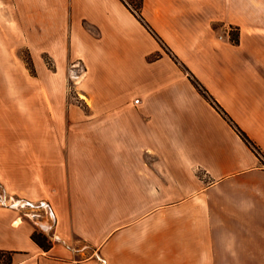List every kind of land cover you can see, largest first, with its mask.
<instances>
[{
  "label": "crops",
  "instance_id": "crops-1",
  "mask_svg": "<svg viewBox=\"0 0 264 264\" xmlns=\"http://www.w3.org/2000/svg\"><path fill=\"white\" fill-rule=\"evenodd\" d=\"M15 3L68 38L50 54L83 66L91 104L50 95L30 141L0 144V264H264V0H141L158 39L122 0Z\"/></svg>",
  "mask_w": 264,
  "mask_h": 264
},
{
  "label": "rangeland",
  "instance_id": "rangeland-1",
  "mask_svg": "<svg viewBox=\"0 0 264 264\" xmlns=\"http://www.w3.org/2000/svg\"><path fill=\"white\" fill-rule=\"evenodd\" d=\"M135 2L131 1L132 7ZM29 14L30 5L16 6L15 0H0V95L5 94L6 97V107L1 108V113L6 116V126L0 132V144H6L10 152L16 145L33 138L24 134L22 127L30 125V116H37L39 121L45 120L42 111L50 110V95L55 99H65L68 108L72 104L71 109H90L91 104L81 87L83 66L68 60L62 53L50 54L54 53L57 44H68V38H54L50 35V20H35ZM58 64L62 66L61 70L56 69ZM253 150L260 156L258 150ZM5 166L15 168L13 161ZM15 202L10 203L15 205ZM22 209L25 214H32V210L37 213V218L29 216L36 223L46 212L44 205ZM33 232L44 238L45 243L52 244L53 240L40 229Z\"/></svg>",
  "mask_w": 264,
  "mask_h": 264
},
{
  "label": "trees",
  "instance_id": "trees-1",
  "mask_svg": "<svg viewBox=\"0 0 264 264\" xmlns=\"http://www.w3.org/2000/svg\"><path fill=\"white\" fill-rule=\"evenodd\" d=\"M133 12L136 18L144 25V27L156 38L158 39L157 34L152 30V28L144 21L142 15L140 14V5L141 0H136L134 3V7H132V0H122ZM176 63L180 65V67L187 71V76L196 89L202 94V96L226 119V121L230 124V126L234 129V131L241 137V139L252 149L258 150L253 142L246 136V134L230 119V117L226 114V112L218 105V103L214 100V98L207 92L205 87L201 85V83L186 69V67L179 63L175 58ZM31 239L38 244V246L44 250H48L51 247V244L45 243L44 238L40 237L37 233L33 232L31 234ZM0 256L9 257L8 253L0 251ZM1 258V257H0ZM9 258H6L4 263H7Z\"/></svg>",
  "mask_w": 264,
  "mask_h": 264
},
{
  "label": "built area",
  "instance_id": "built-area-1",
  "mask_svg": "<svg viewBox=\"0 0 264 264\" xmlns=\"http://www.w3.org/2000/svg\"><path fill=\"white\" fill-rule=\"evenodd\" d=\"M138 100L136 99L135 100V102H137ZM24 205H28V206H33L34 204L33 203H29V202H23V203H21V205L20 206H24ZM28 206H26V207H28ZM32 212V214H27V215H32V217H38V214L37 213H35L33 210L31 211ZM6 264H12V263H6Z\"/></svg>",
  "mask_w": 264,
  "mask_h": 264
},
{
  "label": "bare ground",
  "instance_id": "bare-ground-1",
  "mask_svg": "<svg viewBox=\"0 0 264 264\" xmlns=\"http://www.w3.org/2000/svg\"><path fill=\"white\" fill-rule=\"evenodd\" d=\"M81 97L83 98V97H84V95H81Z\"/></svg>",
  "mask_w": 264,
  "mask_h": 264
}]
</instances>
